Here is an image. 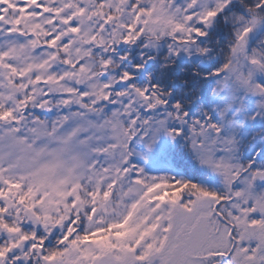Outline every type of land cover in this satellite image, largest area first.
<instances>
[{
  "label": "snow or ice",
  "instance_id": "obj_1",
  "mask_svg": "<svg viewBox=\"0 0 264 264\" xmlns=\"http://www.w3.org/2000/svg\"><path fill=\"white\" fill-rule=\"evenodd\" d=\"M0 264H264V0H0Z\"/></svg>",
  "mask_w": 264,
  "mask_h": 264
}]
</instances>
